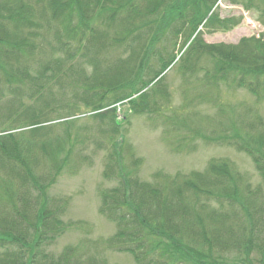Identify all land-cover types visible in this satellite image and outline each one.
Listing matches in <instances>:
<instances>
[{
  "label": "trees",
  "instance_id": "1",
  "mask_svg": "<svg viewBox=\"0 0 264 264\" xmlns=\"http://www.w3.org/2000/svg\"><path fill=\"white\" fill-rule=\"evenodd\" d=\"M220 1L0 0V95L3 87L13 96L11 110L0 115V125L8 128L0 131V264H104L77 249L58 256L45 252L66 230L57 216L65 207L51 210L60 202L47 191L61 173L75 175L78 168L70 132L52 137L45 128L61 106L41 93L53 86L69 90L67 78L74 74L84 90L79 97V84L72 87L73 99L108 124L101 131L111 146L102 176L115 186L100 192L99 213L115 226L109 248L131 255L136 264H264V118L245 103L228 105L219 96L224 87L264 103V0H225L256 13L263 28L258 37L207 44L200 28L228 32L241 21L220 19ZM165 40L172 48L156 46ZM113 53L102 69L105 55ZM174 65L184 89L191 82L202 89L191 99L187 93L194 88L181 90L186 103L180 109L195 122H165L172 129V151L193 152L197 141L230 147L249 157L263 189L254 190L225 160L210 161L204 172L139 179L141 163L121 131L127 116L120 108L159 116L169 103L165 72ZM24 98L31 104L24 105ZM205 103L215 115L196 112Z\"/></svg>",
  "mask_w": 264,
  "mask_h": 264
},
{
  "label": "rangeland",
  "instance_id": "2",
  "mask_svg": "<svg viewBox=\"0 0 264 264\" xmlns=\"http://www.w3.org/2000/svg\"><path fill=\"white\" fill-rule=\"evenodd\" d=\"M216 12L220 19L240 18L241 21L239 25L228 32H207L204 28H200L199 31L202 34V38L207 44L225 43L235 45L242 38L258 37L263 32V28L259 24L254 11H245L241 6L222 0L218 3ZM34 30L41 34L40 29L36 28ZM35 44L44 47L40 40H36ZM163 44H167L170 47L167 40L160 44L158 43L156 46L160 47ZM181 45L182 43L179 41L175 47L174 55H179V46ZM167 51L169 52V49ZM115 56V53L105 55V57L109 58L102 62V69L109 66L110 61L114 60L113 57ZM166 57L164 56V58ZM151 63L154 66L156 59L154 58V61L152 59ZM156 66L154 67L158 68V64ZM84 68L86 69V74H90L91 68L87 65H84ZM176 68V65L171 66L165 73L162 87H165L169 94V103L163 108L159 116L130 115L127 113L125 105L120 108L119 113L123 117L124 115L127 116L121 126V131L133 157L141 163L138 169L139 179L151 182L153 175L156 173L172 177L175 174L204 172L210 161L225 160L230 162L240 174H243L249 180L254 190L263 189L262 180L249 157L236 152L230 147L206 145L197 141L193 152L176 154V152L172 151L170 143L174 139L171 134V127L166 125L167 120L176 117L187 125L190 120L195 122L194 119L196 118L195 116L189 117L190 112H182L180 109L186 103L181 90L186 91L194 88V90L187 93V97L191 99L196 90L201 91L202 89L199 85H196L195 88L193 82L184 89L183 79L179 76ZM76 78V74L72 78H67V84L72 83L69 88L70 91H62V89L53 86L50 90H46L47 93H41L42 98L47 96V94H51L47 101L50 103L56 102L55 107L57 105L61 106L62 112L56 113L55 118L51 119L52 121L45 128H51L52 137H63L66 129L70 132L71 139L69 143L73 145L72 150L74 152L72 159L75 160L73 163L77 164L78 168L75 175H70L67 171L61 173L54 185L47 191L48 198L59 200L60 202L59 206H50L51 210L57 207H63L61 209H64L65 207L63 212L60 215L57 214V216L66 226V230L50 246L45 247V252L58 256L64 249L72 248L79 250L84 258H95L104 264H136L131 255L113 251L108 246L109 240L115 234V226L99 213L100 192L115 186L114 182L105 181L102 176L111 146L101 131L107 130L108 124L102 118H94L90 111L82 107V103H77L76 98L73 99L76 84H79L76 91L77 94L79 93V97L82 96L84 90L80 83L74 82ZM62 82L66 81L63 79ZM72 87L74 88L72 89ZM2 88L0 115L4 116L11 110L10 106L13 96L8 89ZM211 94H213V91ZM216 96L217 94H214V97ZM219 96L220 101L228 105L245 103L264 118V103L255 104V99L243 90L229 92L224 87H220ZM31 102V100L26 98L23 99L24 105H30ZM160 102H163L161 98ZM76 106L79 107V110H75ZM67 107L72 110L67 109ZM74 111L75 113H72ZM66 112L71 114L66 116L68 115ZM196 112L215 115L216 110L205 103L198 106ZM6 128V123L0 125V131L8 130ZM67 147L69 148V146ZM79 158L83 160L78 161L77 159ZM125 159L126 163H128L126 157ZM42 164V169L48 173L47 167L49 166L47 165L46 167L45 163Z\"/></svg>",
  "mask_w": 264,
  "mask_h": 264
}]
</instances>
